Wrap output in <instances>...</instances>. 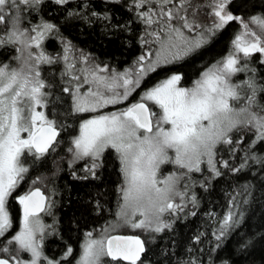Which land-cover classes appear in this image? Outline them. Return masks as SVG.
Segmentation results:
<instances>
[{
    "label": "rangeland",
    "instance_id": "rangeland-1",
    "mask_svg": "<svg viewBox=\"0 0 264 264\" xmlns=\"http://www.w3.org/2000/svg\"><path fill=\"white\" fill-rule=\"evenodd\" d=\"M17 1L37 6L43 0L0 2V12L10 18L9 37H4V42L14 48L8 61L0 57V238L13 234L6 203L19 177L26 173L22 152L25 148L33 151L28 141L40 126L55 124L47 114L41 72L55 61L61 62L68 76L73 112L83 114L72 150L68 151L71 165L93 174L105 152L113 150L122 171L119 213L110 225L97 230V236L90 235L77 264H100L107 257V238L117 232L162 231L166 226L163 214L176 203L181 204L176 197H187L188 177L203 167L215 172L217 150L228 142L231 132L249 123L264 126L259 107H253L257 106L258 94L247 82L239 83L240 75L251 79L246 64L253 54L261 53L264 60L263 18L240 19L242 30L232 51L207 65L191 86L182 87L181 80L174 76L141 88L150 72L185 58L201 43L208 42L207 32H197L199 25L213 26L215 30L221 21L193 20L202 13L196 0H136L137 10L146 20L145 57L134 68L111 72L90 63L73 46L61 48L59 56H52L44 47L51 34L50 26L34 23L20 27L23 7L7 8ZM52 1L65 4L78 0ZM227 1L208 0L203 12L215 15ZM137 19L140 21V16ZM133 94L151 107L152 132L143 130L128 114ZM38 181L33 180L32 188L38 186ZM229 221L228 215V224ZM212 222L222 223L219 219ZM48 230V225H40V221H24L17 232L5 237L1 249L14 264H49L44 261L41 244ZM14 247L21 252L16 254Z\"/></svg>",
    "mask_w": 264,
    "mask_h": 264
},
{
    "label": "trees",
    "instance_id": "trees-1",
    "mask_svg": "<svg viewBox=\"0 0 264 264\" xmlns=\"http://www.w3.org/2000/svg\"><path fill=\"white\" fill-rule=\"evenodd\" d=\"M206 1H195L201 5L202 13ZM38 3L37 6H27L17 1L11 2L7 8L23 7L20 27L27 28L34 23H41L45 28L50 26L51 34L44 47L54 57L65 48L62 47L65 39H69L71 46L90 63L106 67L111 72L134 68L137 64L131 62L140 61L145 54L141 46V21L137 19L140 13L136 0H78L65 4L43 0ZM227 5L232 19L209 44L179 61L159 66L147 75L141 88L152 87L177 75L181 76L182 87L191 86L207 65L232 51L242 30L240 19L264 18V0H228ZM8 22L10 18L0 12V57L7 58V61L14 53L13 46L4 42V37H9ZM161 23H158L159 27ZM145 47L144 44L143 49ZM260 55L257 52L248 59L246 65L250 67L251 79L247 80L245 74L240 75L242 80L239 83L247 82L258 94L257 106L253 107H259V118L262 119L264 60ZM41 72L47 114L61 134L55 146L44 155L38 156L30 148L23 150L21 160L27 168V181L23 182L20 191L24 192L29 182L39 180L36 184L54 198L53 225H48L53 234L45 237L43 255H79L88 233L97 236V230L110 225L119 213L121 165L113 150L103 155L93 173L95 178L89 177L90 171L71 165L68 151L72 150L83 114L72 110L68 76L62 66L56 62L44 66ZM129 102L135 104L139 98L133 94ZM228 139L217 150L215 172L203 167L200 172L192 173L188 177L187 197L181 200L180 196H174L181 204L176 203L163 214V225L166 226L162 231L117 232L143 238L146 253L136 264H264V126L246 124L233 130ZM77 173L88 176L74 178L73 174ZM16 194H11L6 203L12 219L19 214ZM216 219L223 225L212 222ZM17 230L19 225H14L10 232ZM6 240L0 238V257L11 260L1 249ZM16 249L20 250L14 247L13 251L19 254L21 251ZM100 264L127 263L104 257Z\"/></svg>",
    "mask_w": 264,
    "mask_h": 264
},
{
    "label": "water",
    "instance_id": "water-1",
    "mask_svg": "<svg viewBox=\"0 0 264 264\" xmlns=\"http://www.w3.org/2000/svg\"><path fill=\"white\" fill-rule=\"evenodd\" d=\"M128 114L135 117L139 126L146 132L154 129L151 107L145 101L131 105ZM61 130L52 124H43L29 140L37 154H46L58 142ZM47 197L40 188H35L27 194L22 204V214L25 218L37 216L46 209ZM107 257L111 261L127 264L139 263L146 253V244L142 237L133 234H112L105 243ZM0 264H12L7 258H0Z\"/></svg>",
    "mask_w": 264,
    "mask_h": 264
},
{
    "label": "flooded vegetation",
    "instance_id": "flooded-vegetation-1",
    "mask_svg": "<svg viewBox=\"0 0 264 264\" xmlns=\"http://www.w3.org/2000/svg\"><path fill=\"white\" fill-rule=\"evenodd\" d=\"M0 2H1V0H0ZM227 7H228V5H227V3H226V7L224 6L223 7V10L221 11V12H219V13H217V14H215V15H213V14H209V15H205V13H200V14H196L195 15V17L193 18V20H195V21H197L198 23H200V22H203V21H207V18H217L219 21H221L220 22V24L218 25H216V27H215V30L213 29L212 30V28H213V26H201V25H199V27H198V29H197V32H207L209 35H207V37H208V42H205V43H201L199 46H197L195 49H194V51H196V50H200L201 48H203L204 46H206L207 44H209L210 42H211V40H212V38L218 33V32H220L223 28H225L227 25H228V23H229V20L230 19H232V16L228 13V9H227ZM263 18L262 16H259V18ZM140 21H141V46H142V51H145L147 48H148V46L146 45V47L143 49V46H144V42H143V38H144V32H143V30L146 28V23H145V21L146 20H144L145 18L143 17V14H140ZM238 19H239V17H238ZM264 19V18H263ZM200 21V22H199ZM206 33V34H207ZM66 41L65 42H62V47H68V46H71V44H70V40L69 39H65ZM58 55H55V57H57ZM227 56V55H226ZM143 57H145V54L144 55H142L141 57H140V60L143 58ZM225 57V56H224ZM223 57V58H224ZM56 62H58L59 64H61V62L60 61H55L54 63H56ZM53 63V62H52ZM139 64V63H141V61H133V62H131V64ZM142 64V63H141ZM129 66V64L128 65H126V67H128ZM177 78H179L180 80H181V76L180 75H177L176 76ZM151 111H152V109H151ZM153 120H154V117H153ZM54 126L56 127V125L54 124ZM28 146L29 147H31L32 148V150H33V147H32V145H31V143H30V141H28ZM33 152L36 154V155H38V156H41L40 154H37L34 150H33ZM48 153V152H47ZM42 155H44V154H42ZM26 167V166H25ZM27 169V168H26ZM26 173L25 174H23V175H21L20 177H19V180H18V183H17V187L15 188V190H14V192L13 193H17L16 194V200H17V204H18V210H19V214H18V216L16 217V219H12L11 217H10V215H9V217H10V225L11 226H14V225H19V227H20V225H22L23 224V222L24 221H30V222H32V221H40V225H53L52 224V221H53V216H52V212H53V210H55V207H54V198H53V196L52 195H50L49 193H46L45 191H44V189L43 188H41V187H39V186H34L33 188H32V184L29 182L26 186H27V189L23 192H21L20 191V187L22 186V184H23V182L26 180ZM73 176H74V178H78V179H81V178H83V179H85L86 178V176H88L87 174H79V173H77V174H73ZM89 177H91V178H95L96 177V174H89ZM27 181V180H26ZM35 188H40V189H42L43 190V192L46 194V197H47V205H46V209H45V211L43 212V213H41L40 215H37V216H30V217H28V218H25L24 216H23V214H22V204H23V201H24V198L27 196V194L29 193V192H31L33 189H35ZM25 194V195H23L24 197L22 198V199H20V197L22 196V194ZM55 197V196H54ZM6 208H7V205H6ZM7 211H8V214H9V210H8V208H7ZM32 219H34V220H32ZM48 228H49V226H48ZM12 229V228H11ZM15 232H17V231H15ZM12 233H7L5 236H2L1 238H4V237H6V236H10ZM13 234H14V232H13ZM12 234V235H13ZM48 234H50V235H52L53 233L51 232V230H50V228H49V230H48V232L44 235V237L42 238V245H43V242H44V240H45V237L48 235ZM94 233H88V235H87V239L85 240L84 239V241L82 242L83 244L82 245H84V244H86L87 242H88V240H90L91 238H90V235H93ZM82 252H83V246H82V249H81V251H80V253H79V255L78 254H70V253H68V254H64V255H61V256H44V261L45 262H48L49 264H77L78 263V260H79V257L82 255ZM42 253H43V251H42ZM0 258H5V257H0ZM10 260V259H9ZM11 262H12V264H14V262L12 261V260H10ZM115 262V261H114ZM117 262V261H116Z\"/></svg>",
    "mask_w": 264,
    "mask_h": 264
}]
</instances>
